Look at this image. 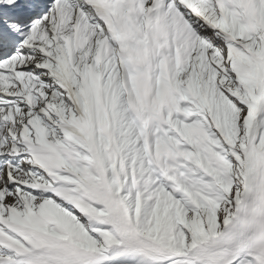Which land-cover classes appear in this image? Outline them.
Returning a JSON list of instances; mask_svg holds the SVG:
<instances>
[{"label": "snow or ice", "instance_id": "obj_1", "mask_svg": "<svg viewBox=\"0 0 264 264\" xmlns=\"http://www.w3.org/2000/svg\"><path fill=\"white\" fill-rule=\"evenodd\" d=\"M0 264H264V0H0Z\"/></svg>", "mask_w": 264, "mask_h": 264}]
</instances>
